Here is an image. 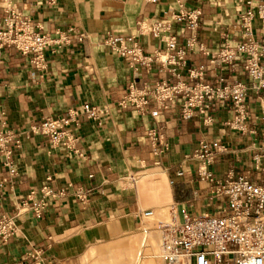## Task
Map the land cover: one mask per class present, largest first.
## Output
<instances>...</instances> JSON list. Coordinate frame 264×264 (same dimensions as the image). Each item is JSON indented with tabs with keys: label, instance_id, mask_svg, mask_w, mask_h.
Returning <instances> with one entry per match:
<instances>
[{
	"label": "crops",
	"instance_id": "0c3cea01",
	"mask_svg": "<svg viewBox=\"0 0 264 264\" xmlns=\"http://www.w3.org/2000/svg\"><path fill=\"white\" fill-rule=\"evenodd\" d=\"M6 1L38 33L54 38L74 29L87 39L79 43L73 34L69 44L48 48L43 71L33 69L30 59L14 47L0 49V130L24 133L22 147L13 156L17 174L0 167V219L16 217L19 225L13 238L0 240V264H18L33 248L42 251L45 264H79L92 241L133 229L142 202H171L178 212L192 215L214 211L218 202L212 188L200 180L198 165L189 157L202 143L219 140L226 151L218 154L211 169L225 179L230 172L238 176L250 171L254 154L264 150L256 95L246 101L251 109L246 132L226 125L233 115L224 108L207 125L205 115L181 118V100L160 115H155V104L144 114L119 106L135 82L175 84L178 79L157 63L150 72L143 65L132 68L114 51L110 37L134 36L144 54L152 56L165 44L141 31V25L150 28L183 5L201 10L198 41L215 51L239 18L235 0H0V20ZM171 34L181 44L191 36L181 24L174 25ZM200 65L206 67V80L216 84L221 71L201 53L188 57L182 77L189 81V69ZM84 104L104 108L107 114L101 121L78 117L69 128L74 150L53 145L37 132L45 118L68 116ZM154 127L161 137L156 148L149 135ZM150 171L149 186L144 182L139 191L122 183ZM44 186L54 196L46 199L42 217L35 218L30 210L18 215L32 191L36 200L42 198ZM80 193L86 196L84 203ZM113 219L119 222L116 231L108 227Z\"/></svg>",
	"mask_w": 264,
	"mask_h": 264
},
{
	"label": "built area",
	"instance_id": "2783aa9c",
	"mask_svg": "<svg viewBox=\"0 0 264 264\" xmlns=\"http://www.w3.org/2000/svg\"><path fill=\"white\" fill-rule=\"evenodd\" d=\"M145 1L158 4L163 0ZM235 1V12L239 18L222 35V44L215 51L208 50L198 41L201 10L183 5L165 19L153 21L150 28L141 25V31L165 44L152 56L144 54L134 36L110 37L114 51L127 59L132 68L143 65L150 72L152 65L157 63L178 79L175 84L166 81L135 82L119 106L144 114L150 105L155 104V115H160L181 100L178 110L181 118L193 119L196 115H205L207 125L213 122V114L224 108L233 115L226 125L246 132L251 114L246 101L251 95H256V104L264 123V0ZM176 24L185 26L191 32L185 44L171 34ZM73 34L77 35L79 43L87 39L85 33L74 29L59 33L54 38L38 33L30 21L22 18L15 11V6L6 1L5 15L0 20V49L14 47L30 59L37 71L47 67V49L52 47L56 50L62 44H69ZM195 53L209 57L210 65L221 71L216 84L206 80V67L203 65L189 69V81L182 77L188 67V57ZM106 114L104 108L84 104L80 111H69L68 116L45 118L36 130L53 145L63 144L68 150H74L75 141L69 128L78 117L85 115L89 120L101 121ZM157 129L154 127L149 131L155 148L161 139ZM23 136L24 133L0 130V167L7 168L11 176L17 174L13 156L16 150L21 149ZM225 151L221 142L216 140L202 143L189 157L198 165L196 172L200 180L211 186L218 206L214 211L200 215L178 212L172 207V222H158L163 232L162 264H264V150L254 154L250 171L238 176L230 172L227 178L220 179L211 166L218 154ZM41 192L42 198L36 200V192L32 191L22 203L18 215L30 210L35 218H41L46 199L54 196L53 190L47 186L42 187ZM79 198L83 203L86 201L83 193L79 194ZM29 202L33 203L31 208ZM153 214V211L146 213L147 216ZM18 228L16 217L3 216L0 219V240L7 242L16 235ZM26 258L18 264L46 263L42 251L36 248L28 251Z\"/></svg>",
	"mask_w": 264,
	"mask_h": 264
},
{
	"label": "rangeland",
	"instance_id": "374dc122",
	"mask_svg": "<svg viewBox=\"0 0 264 264\" xmlns=\"http://www.w3.org/2000/svg\"><path fill=\"white\" fill-rule=\"evenodd\" d=\"M151 172L140 176H130L122 181V183L127 185L130 190L139 191V187L144 182L149 186L150 180L147 177ZM171 209V202H142L138 223L133 229L112 233L107 235L106 238L92 241L91 245L86 247L79 256V264H125L129 253H134L133 262H136L137 258L140 257L142 258L140 264H147L149 262L162 264V258L148 259L147 255L153 254L152 247L157 244L162 245L163 232L158 222L171 223L173 220V211ZM148 211H153L154 214L147 216L146 213ZM164 212L168 215L166 219L162 218ZM108 227L112 228L113 231L118 230V220L113 219V222ZM160 251L161 247L159 248Z\"/></svg>",
	"mask_w": 264,
	"mask_h": 264
},
{
	"label": "bare ground",
	"instance_id": "6f19581e",
	"mask_svg": "<svg viewBox=\"0 0 264 264\" xmlns=\"http://www.w3.org/2000/svg\"><path fill=\"white\" fill-rule=\"evenodd\" d=\"M163 210H165V209H163ZM166 212H164L162 214V218L163 219H166L167 216H168ZM160 247H161V251H162V245L161 244H157L154 247H152L153 254L147 255L148 259H155V258H157V259L158 258H162L163 259L162 252L161 251L159 252V248ZM140 254H141V251H140ZM137 259H136L137 260L136 262H133V260H134V253H129V257L127 258V261L125 262V264H140L141 261H142V258L139 257ZM147 264H156V263L155 262H149Z\"/></svg>",
	"mask_w": 264,
	"mask_h": 264
}]
</instances>
